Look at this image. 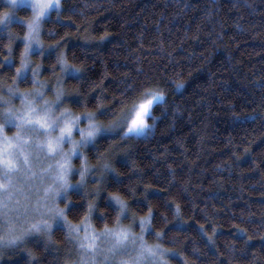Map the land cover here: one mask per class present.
I'll use <instances>...</instances> for the list:
<instances>
[{"label":"trees","instance_id":"obj_1","mask_svg":"<svg viewBox=\"0 0 264 264\" xmlns=\"http://www.w3.org/2000/svg\"><path fill=\"white\" fill-rule=\"evenodd\" d=\"M11 15L0 0V98L36 88L54 111L93 114L103 130L164 95L146 134L121 139L122 126L87 147L89 174L113 155L100 185L65 192L69 223L94 206V228H112L119 199L123 223L149 217L147 242L171 264H264V0H62L31 53L32 10ZM63 61L72 73L62 74ZM51 237L0 264L74 260L67 232L57 226Z\"/></svg>","mask_w":264,"mask_h":264},{"label":"rangeland","instance_id":"obj_2","mask_svg":"<svg viewBox=\"0 0 264 264\" xmlns=\"http://www.w3.org/2000/svg\"><path fill=\"white\" fill-rule=\"evenodd\" d=\"M7 2L13 21H21L17 17L18 9L32 10L31 21L27 23L26 48L30 53L38 51L41 24L60 9L62 0ZM4 26H7L5 22ZM28 65L22 66L17 79H22ZM60 66L62 74L67 75L69 68L64 61ZM34 74L33 71V79ZM12 88L6 91V98H0V259L24 250L33 240L45 238L51 242L53 229L60 226L67 232L74 249V260L65 264H171L159 246L147 242L149 217L139 218L140 226L123 223L127 211L121 200L114 199L120 210L118 223L103 230H97L92 224L94 206L82 223L74 225L67 221L66 208L61 205L65 192L75 188V182L86 186L91 180L97 187L103 181L101 171L109 170L112 153L101 158L97 171L86 173L94 168L87 160V147L100 135L122 126L126 127L121 139L129 134H146L151 128L148 120L151 108L164 95L140 101L102 130L96 126L93 114L56 112L50 98L44 99L36 88L28 93H20L19 86ZM78 161L82 164L78 165ZM70 179L74 181L68 183Z\"/></svg>","mask_w":264,"mask_h":264},{"label":"bare ground","instance_id":"obj_3","mask_svg":"<svg viewBox=\"0 0 264 264\" xmlns=\"http://www.w3.org/2000/svg\"><path fill=\"white\" fill-rule=\"evenodd\" d=\"M19 39V38H18ZM168 247V246H167Z\"/></svg>","mask_w":264,"mask_h":264}]
</instances>
